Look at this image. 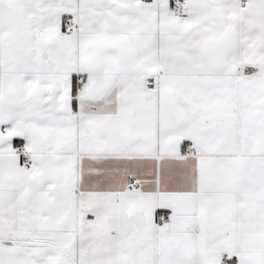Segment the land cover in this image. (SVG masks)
I'll return each mask as SVG.
<instances>
[{"label":"snow or ice","instance_id":"1","mask_svg":"<svg viewBox=\"0 0 264 264\" xmlns=\"http://www.w3.org/2000/svg\"><path fill=\"white\" fill-rule=\"evenodd\" d=\"M0 264H264V0H0Z\"/></svg>","mask_w":264,"mask_h":264}]
</instances>
